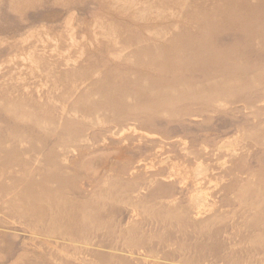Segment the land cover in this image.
Listing matches in <instances>:
<instances>
[{
  "label": "rangeland",
  "instance_id": "obj_1",
  "mask_svg": "<svg viewBox=\"0 0 264 264\" xmlns=\"http://www.w3.org/2000/svg\"><path fill=\"white\" fill-rule=\"evenodd\" d=\"M0 264H264V0H0Z\"/></svg>",
  "mask_w": 264,
  "mask_h": 264
}]
</instances>
